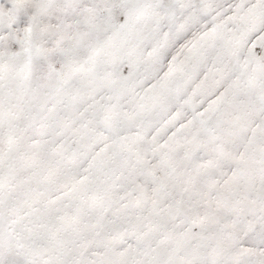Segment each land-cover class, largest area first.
I'll return each mask as SVG.
<instances>
[{
	"label": "snow or ice",
	"instance_id": "obj_1",
	"mask_svg": "<svg viewBox=\"0 0 264 264\" xmlns=\"http://www.w3.org/2000/svg\"><path fill=\"white\" fill-rule=\"evenodd\" d=\"M0 264H264V0H0Z\"/></svg>",
	"mask_w": 264,
	"mask_h": 264
}]
</instances>
